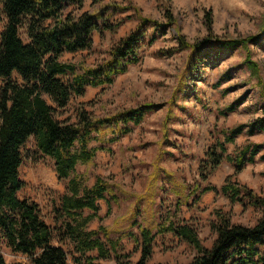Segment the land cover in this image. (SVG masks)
<instances>
[{"label":"trees","instance_id":"1","mask_svg":"<svg viewBox=\"0 0 264 264\" xmlns=\"http://www.w3.org/2000/svg\"><path fill=\"white\" fill-rule=\"evenodd\" d=\"M84 1L2 0L5 24L0 32V233L11 251L26 255L30 264H69V254L71 264H100L98 259L110 258L117 264H126L129 257L128 253L120 252L121 238L111 237V231L106 227L88 228L90 221L98 217V201L105 202V216H108L112 203L119 200L118 194L102 177L87 185L84 176L76 172V166L90 162L98 150L105 148L90 145L92 140H100L92 135L93 131L122 123L117 134H127L131 131L129 122L139 124L158 105L141 104L104 118H93L81 106L76 108L73 120L58 115L73 96H82L87 87L111 84L117 74L124 73L130 64L138 63L141 47L152 44L157 35L164 34L174 19L169 12L164 15L163 22L140 16L139 25L110 47L108 60L80 69L72 62L63 61L62 55L89 48L93 32L115 28L102 19L103 10L81 11ZM122 1H127L128 6L113 1L104 9L132 7L130 0ZM147 25L155 32L150 37H147ZM261 39V35H252L236 39L205 38L199 43H190L178 30V47L165 52L169 55V51L189 49L191 53L198 50L197 53L201 45H206L200 54L207 56L211 50H216L214 54H217L219 49L233 50ZM191 60L188 66L192 64ZM246 63L261 84L264 102V68L250 59L248 50ZM243 100V97L236 98L220 113L235 111ZM218 132L221 137L215 138L206 151V158L199 164V180L191 184L176 179L173 182V208L166 206L154 228L138 221L132 223L137 231H129L128 236L134 242L135 251L139 252L135 264H151L157 234L177 237L192 246L196 254L186 262L154 264H264V197L232 179L247 164L264 161V141H246L233 153L227 151L228 144L234 143L238 135L264 132V105L260 116L228 129L221 128ZM30 137H33L36 149L52 159L57 178L66 180L65 191L55 209L62 220L57 228L44 221L35 201L18 196L24 186L19 175L23 160L21 148ZM223 160L230 162L234 171L216 186L208 179ZM156 174L157 170L145 187L152 203H156ZM210 191L220 192L232 204L258 208L260 216L251 225L235 223L229 212L216 209L215 219L209 222L215 236L211 246L207 247L201 242L196 226L181 215V208L191 197L199 201ZM162 200L158 202L160 208L164 207ZM54 239L57 244L53 243ZM65 242L71 247L70 253L61 245ZM0 264H12L6 261L1 250Z\"/></svg>","mask_w":264,"mask_h":264},{"label":"rangeland","instance_id":"2","mask_svg":"<svg viewBox=\"0 0 264 264\" xmlns=\"http://www.w3.org/2000/svg\"><path fill=\"white\" fill-rule=\"evenodd\" d=\"M113 1L128 6V2L122 0L84 1L81 11L103 10L102 19L115 28L93 32L89 48L65 52L61 57L63 61L72 62L81 69L108 60L110 47L139 25L140 16L163 22L164 15L169 12L174 23L164 34L157 35L152 44L141 47L138 63L130 64L124 73L117 74L111 84L87 87L82 96H73L58 116L73 120L79 106L93 118H104L141 104L158 105L139 124L129 122L131 131L127 134H117L122 123L93 131L92 135L100 140H92L90 145L105 148L98 150L90 162L76 166V172L84 176L87 185L102 177L119 196L118 202L112 203L108 216H105V202L98 201V217L90 221L88 228L97 229L103 225L111 231V237H120V252L129 254L126 264H135L139 252L135 251L134 242L128 236L129 231H137L132 223L138 221L154 228L166 206L173 208L175 179L189 184L199 180V164L206 158V151L215 138L221 137L219 129L246 123L262 114V87L246 59L248 50L250 59L264 68V0H130L132 7L104 9ZM97 22L101 24V19ZM4 24L0 0V32ZM146 29L147 37L155 34L151 26L147 25ZM177 29L190 43H199L205 38L236 39L252 35H261L262 39L233 50L219 49L217 54H214L216 50H211L207 56L200 54L206 45H201L197 53L198 50L191 53L184 49L169 51L168 55L165 51L178 47ZM21 35L25 39L23 31ZM190 59H193L192 64L188 66ZM202 60L207 61L206 64L199 63ZM225 75L227 78L221 80ZM238 97L244 100L235 111L220 113ZM113 137L117 138L108 141ZM246 141L263 142L264 132L238 135L234 143L228 144V153H233ZM21 151L23 160L19 175L24 186L18 196L35 201L44 221L57 228L62 220L55 209L65 191L66 180L57 178L52 159L36 149L33 137L28 138ZM156 170V203H152L145 187ZM233 171L232 164L223 160L208 181L219 186ZM234 178L264 197V161L246 165ZM161 198L162 208L158 205ZM216 209L229 212L235 223L251 225L260 216V209L232 204L220 192H207L199 201L191 197L187 205L182 206L181 215L196 226L201 242L207 247L215 236L209 222L215 219ZM53 243L58 242L54 239ZM66 243L61 245L70 253L71 247ZM0 250L7 262L30 264L26 255L11 251L1 233ZM195 254L192 246L177 237L157 234L149 263L186 262ZM68 260L71 264L70 254ZM97 261L117 264L114 258Z\"/></svg>","mask_w":264,"mask_h":264},{"label":"crops","instance_id":"3","mask_svg":"<svg viewBox=\"0 0 264 264\" xmlns=\"http://www.w3.org/2000/svg\"><path fill=\"white\" fill-rule=\"evenodd\" d=\"M248 165V164H247Z\"/></svg>","mask_w":264,"mask_h":264}]
</instances>
